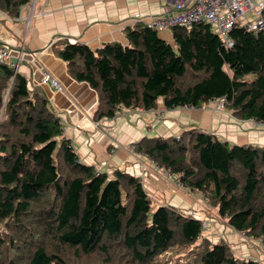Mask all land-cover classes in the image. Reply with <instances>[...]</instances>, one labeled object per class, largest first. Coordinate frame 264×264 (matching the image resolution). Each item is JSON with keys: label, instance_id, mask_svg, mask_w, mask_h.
<instances>
[{"label": "trees", "instance_id": "16d2710c", "mask_svg": "<svg viewBox=\"0 0 264 264\" xmlns=\"http://www.w3.org/2000/svg\"><path fill=\"white\" fill-rule=\"evenodd\" d=\"M31 0H0L17 18ZM120 41L92 48L79 40L54 44L70 75L98 91L97 118L118 106L198 108L225 99L243 120L264 122V31L235 27L228 47L211 25L172 30V41L144 24ZM255 74L254 80H247ZM0 264H64L60 248L99 255L100 264H155L176 245L194 247L190 264H260L213 242L203 219L158 205L140 177L83 163L63 136L57 113L40 87L7 62L0 64ZM138 150L204 194L235 230L264 243V146L230 144L197 127L180 136L143 137ZM51 248V249H50Z\"/></svg>", "mask_w": 264, "mask_h": 264}, {"label": "crops", "instance_id": "0c3cea01", "mask_svg": "<svg viewBox=\"0 0 264 264\" xmlns=\"http://www.w3.org/2000/svg\"><path fill=\"white\" fill-rule=\"evenodd\" d=\"M169 0H37L32 6L22 7L17 18H11L0 10V42L14 48L20 58L18 71L23 73L32 87H41L51 106L59 116L64 135L71 140L80 160L97 170L111 173L116 169L126 170L142 179L145 189L158 205H171L195 217L210 220L207 237L218 242L226 239L230 244L233 235L222 233L225 227L236 232L228 222L221 224L204 203L202 193L181 187L175 176L165 177L147 155L136 154L130 149L132 143L143 137H169L185 129L198 126L205 131H216V113L185 108L168 109L163 120L151 110L143 108L132 122V111L115 117L97 118L98 91L87 82L73 78L66 61L61 59L54 44L64 38L79 40L92 48L104 43L120 41L127 44V27L141 24L134 20L139 13L141 20L163 12ZM144 24V23H142ZM160 34L172 41V31ZM49 69L60 79L66 92H57L48 85H40L41 69ZM158 107H164L161 100ZM128 109V108H127ZM155 109V108H154ZM136 122V123H135ZM225 141L230 144H258L264 146V134L243 135L237 131L226 132ZM242 139L241 141H238ZM207 200V199H206ZM205 204V205H204ZM207 211V212H205ZM211 213V212H210ZM208 215H211L209 218ZM219 214H218V216ZM204 219V217H203ZM222 233V234H221ZM251 259V258H250Z\"/></svg>", "mask_w": 264, "mask_h": 264}, {"label": "built area", "instance_id": "2783aa9c", "mask_svg": "<svg viewBox=\"0 0 264 264\" xmlns=\"http://www.w3.org/2000/svg\"><path fill=\"white\" fill-rule=\"evenodd\" d=\"M141 17L137 13L134 20L142 21L160 32L172 31L174 28L189 29L198 23L209 24L225 45L232 47L234 42L230 33L235 27H241L255 35L264 31V0H169L163 12L154 15L148 22L141 20ZM13 50L8 44L0 42V64L7 62L17 70L20 58H17L18 55L16 56ZM40 72V85H48L57 92L64 90L60 79L49 69L43 68ZM156 168L160 169L164 176L173 177L169 167L156 163ZM176 183L182 186L179 178ZM211 225L210 220L203 219L205 231H209Z\"/></svg>", "mask_w": 264, "mask_h": 264}, {"label": "rangeland", "instance_id": "374dc122", "mask_svg": "<svg viewBox=\"0 0 264 264\" xmlns=\"http://www.w3.org/2000/svg\"><path fill=\"white\" fill-rule=\"evenodd\" d=\"M35 2H37V0H31L30 3L25 5V7L32 6V5H34ZM255 78H256L255 74H251V75H248L246 77V79L250 80V81L254 80ZM61 92H66V89L64 88V90ZM161 100L162 99H160L159 102ZM159 102H158V104H159ZM127 108L128 107H124V106L119 105L116 115L118 114V112H119V114H122L125 112V110H127V111L131 110L132 111V122H134L136 120V117L138 116V113L144 112L143 107H131L128 109ZM180 108L201 110V111H211L212 113H216V116H215L217 118L216 131L208 130L207 132L216 134L219 137V139H221V140H226L225 138L228 137L226 132H231V131H237L243 135L248 134V132L264 134V122L253 121L251 119L243 120V119L238 118L234 114V110L229 108V106L225 102V99H223V98L211 100L209 102L204 103L202 106H200L198 108L189 107V106H180ZM168 109H170V108H167L165 105H164V107H158V105H157V107H155V109L151 108V109H146V110H151L154 114H156L155 116L158 119L163 120L165 118L164 116L168 115V112H169ZM53 110H54V108H53ZM110 118H112V117H110ZM0 120H1V116H0ZM136 122L138 124L137 120H136ZM192 127L198 128V126H196V125L195 126L192 125ZM182 132H180L178 135H175V136H177V137L180 136L182 134ZM61 138L62 137H60L59 139H61ZM241 140L242 139H240L238 141H241ZM136 143H132L130 145V149L132 150V152H134L136 154L141 153V155H146V154H144L138 150V148L136 147ZM232 144H234V143H232ZM240 144H242V143H240ZM253 145H258V144H253ZM152 161L154 162L155 167H156V162L154 160H152ZM116 170H118V169H116ZM116 170H114L111 173H108L110 176V179L115 178L114 173ZM120 170H122V169H120ZM122 171H126V170H122ZM172 174H173V177L175 176V180L179 178V175L174 174L173 172H172ZM182 186L186 187L183 184H182ZM192 191H194V190H192ZM195 192H198V191H195ZM199 193H201V192H199ZM204 203H207V205H205V204L204 205L208 206L207 208L211 212V213L208 212V214H213L215 218H218L220 220L221 224L226 225V222H227L226 219L227 218H223L220 215H219L220 218L217 217L218 216L217 206H215L214 204H210V202L208 200H206V197L204 199ZM152 205H153V207H152L153 210H155V208L158 206V204L156 203L155 200H153ZM205 212H207V211H205ZM188 214H192V213H188ZM200 216H202V219H203V217H204V219L206 218V216H203V215H200ZM208 216H209V218L211 217V215H208ZM0 227H2V224H0ZM222 233H223V235L224 234L233 235V240H232L231 244L229 242H227L226 239L220 238V240L226 241L227 243H229L234 254L237 257L243 258V259H250L251 258V260H256L260 264H264V243H263L261 237H259L257 235H248L247 233H239V235H235L236 232L230 231L226 227L224 229H222ZM207 235L209 236L210 234L204 230L203 235L200 238V240L202 238H206ZM192 249L194 250V247L176 245V246L170 248L169 250H167L166 252L162 253L157 258L155 264H190L192 259L194 258V255L191 252ZM59 251H60L61 256L63 258L64 264H100V262H99L100 257H99V255H96V254L91 255V256L90 255L89 256L84 255V254H76L75 250L70 249V248H63V249L60 248ZM127 259H128L127 255L121 254V256H120L121 264H132ZM23 264H25V263H23Z\"/></svg>", "mask_w": 264, "mask_h": 264}]
</instances>
